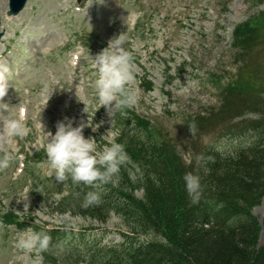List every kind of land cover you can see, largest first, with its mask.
I'll list each match as a JSON object with an SVG mask.
<instances>
[{"label": "rangeland", "instance_id": "rangeland-1", "mask_svg": "<svg viewBox=\"0 0 264 264\" xmlns=\"http://www.w3.org/2000/svg\"><path fill=\"white\" fill-rule=\"evenodd\" d=\"M8 2L0 0V53L9 46L0 59V82L8 83L2 102L12 107L0 104V123L22 115L25 134H0V156L10 157L9 166L0 169V264H32L35 254L15 245L18 232L29 227L66 231L58 240L48 233L52 239L40 254L42 264L49 254L55 258L51 264H61L77 249L80 255L96 242L124 239L127 229L114 213L103 224L58 212L54 202L67 195V184L48 203L40 201L55 182L54 170L44 164V146L57 121L69 117L74 126L95 127L83 132L96 139L97 151L116 142L115 115L108 116L94 93L97 70L91 57L117 35L123 34L133 56L135 75L128 86L137 93L136 104L123 111H134L148 125L145 132L174 149V163L203 172L206 150L227 155L256 131L264 133V0H28L17 16L7 13ZM241 27L246 30L239 32ZM261 190L252 214L263 236ZM72 193L77 200V188ZM7 211L28 221H7L1 216ZM70 233L86 234L85 244Z\"/></svg>", "mask_w": 264, "mask_h": 264}, {"label": "trees", "instance_id": "trees-1", "mask_svg": "<svg viewBox=\"0 0 264 264\" xmlns=\"http://www.w3.org/2000/svg\"><path fill=\"white\" fill-rule=\"evenodd\" d=\"M242 29L246 30L241 27L239 32ZM125 119L130 120L128 128L121 126ZM117 120V142L124 145L129 160L99 193L95 186L99 182L82 183L72 210L101 223L107 222L112 211L127 233L118 244L77 254L76 262L264 264L262 228L252 214V203L264 188L263 129L227 155L215 149L205 151V171H189L199 175L201 183L200 199L192 203L183 181L188 171L173 162L174 149L167 142L158 144L145 132L143 120L130 115H119ZM88 191L97 192L100 200L83 207Z\"/></svg>", "mask_w": 264, "mask_h": 264}, {"label": "clouds", "instance_id": "clouds-1", "mask_svg": "<svg viewBox=\"0 0 264 264\" xmlns=\"http://www.w3.org/2000/svg\"><path fill=\"white\" fill-rule=\"evenodd\" d=\"M91 58L92 67L97 70L94 93L99 105L108 110V116L112 118L115 110L119 108H132L137 102V93L128 85L134 79V63L131 52L124 47L123 34L109 39L107 46ZM7 90L5 85H0V104L4 105L6 110L12 107L2 102ZM20 111L23 113L22 108ZM22 120V115L20 118L6 117L0 123V134L10 138L22 137L25 134ZM55 127L54 134L51 131L46 132L49 139L44 146L46 157L44 164L49 170H54L58 183L64 182L69 176L74 184L94 186L97 182H108L119 174L121 166L129 160L124 145L118 142L107 144L102 150L97 151L96 139L91 136L85 137L83 132L85 127H91L92 131H96V128L89 126L88 123L81 122L74 126L73 118L64 117L57 121ZM189 129L190 132L193 131L194 126H189ZM9 160L8 153L0 156V169L7 168ZM183 181L191 202H198L201 196L199 175L187 172L183 175ZM99 200L97 192L88 191L82 206L88 207L99 203ZM51 239L46 231L32 232L29 227L18 232L15 245L25 253L35 254L32 264H42L43 258L40 254L48 251Z\"/></svg>", "mask_w": 264, "mask_h": 264}, {"label": "water", "instance_id": "water-1", "mask_svg": "<svg viewBox=\"0 0 264 264\" xmlns=\"http://www.w3.org/2000/svg\"><path fill=\"white\" fill-rule=\"evenodd\" d=\"M24 2H25V0H21L20 5L18 6L17 10H19L21 8V6L23 5Z\"/></svg>", "mask_w": 264, "mask_h": 264}]
</instances>
